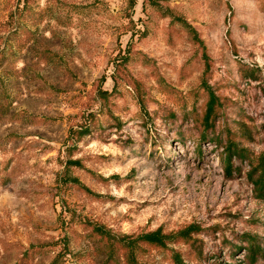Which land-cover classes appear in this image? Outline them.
I'll return each instance as SVG.
<instances>
[{"label":"rangeland","instance_id":"obj_1","mask_svg":"<svg viewBox=\"0 0 264 264\" xmlns=\"http://www.w3.org/2000/svg\"><path fill=\"white\" fill-rule=\"evenodd\" d=\"M260 175L264 0H0V264H264Z\"/></svg>","mask_w":264,"mask_h":264},{"label":"trees","instance_id":"obj_2","mask_svg":"<svg viewBox=\"0 0 264 264\" xmlns=\"http://www.w3.org/2000/svg\"><path fill=\"white\" fill-rule=\"evenodd\" d=\"M209 94V98L206 104V110H205V114L203 116V121L205 123L206 126L210 125L211 122V116L214 113V107H215V103H216V96L214 95L213 92H208ZM225 157L223 158L224 161V169L225 171L230 174L232 171V163H231V159L232 156H241L242 155V150L238 149L237 147L234 146V144L229 143V145L225 146ZM255 183L256 186L259 188V191L261 193V195L264 197V179L263 176H258L257 179H255ZM195 230V226H188L187 228H185L182 232V236L187 237L190 235V233H192ZM164 235L161 233L160 229H157L151 233H147L143 236V238L146 241L149 242H154L160 245L164 244ZM251 247H249L250 249ZM179 263H182L181 260L178 261Z\"/></svg>","mask_w":264,"mask_h":264}]
</instances>
